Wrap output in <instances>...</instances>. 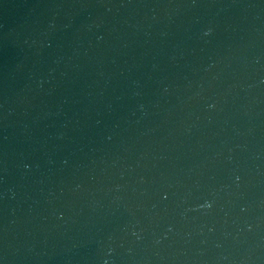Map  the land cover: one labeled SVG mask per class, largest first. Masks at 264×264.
<instances>
[{"label":"water","instance_id":"obj_1","mask_svg":"<svg viewBox=\"0 0 264 264\" xmlns=\"http://www.w3.org/2000/svg\"><path fill=\"white\" fill-rule=\"evenodd\" d=\"M0 264H264V0H0Z\"/></svg>","mask_w":264,"mask_h":264}]
</instances>
